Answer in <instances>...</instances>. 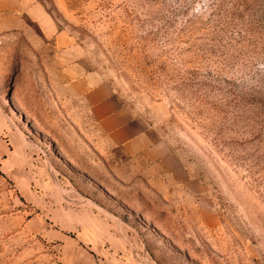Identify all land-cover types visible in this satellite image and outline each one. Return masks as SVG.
I'll return each instance as SVG.
<instances>
[{"label": "rangeland", "instance_id": "rangeland-1", "mask_svg": "<svg viewBox=\"0 0 264 264\" xmlns=\"http://www.w3.org/2000/svg\"><path fill=\"white\" fill-rule=\"evenodd\" d=\"M0 12V264H264V0H39ZM167 158L132 154L77 77Z\"/></svg>", "mask_w": 264, "mask_h": 264}, {"label": "crops", "instance_id": "crops-1", "mask_svg": "<svg viewBox=\"0 0 264 264\" xmlns=\"http://www.w3.org/2000/svg\"><path fill=\"white\" fill-rule=\"evenodd\" d=\"M0 12L24 17L34 23L45 39H54L61 47L71 44L70 36L60 29L39 0H0ZM75 88L84 94L94 120L107 132L110 140L130 153L167 158L162 142H153L145 121L136 118L117 97L107 81L95 74L77 77Z\"/></svg>", "mask_w": 264, "mask_h": 264}]
</instances>
